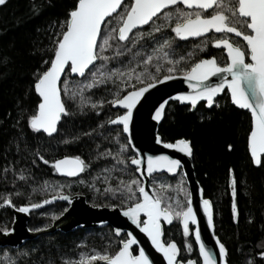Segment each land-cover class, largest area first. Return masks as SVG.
Instances as JSON below:
<instances>
[{"label":"snow or ice","instance_id":"6c2138e0","mask_svg":"<svg viewBox=\"0 0 264 264\" xmlns=\"http://www.w3.org/2000/svg\"><path fill=\"white\" fill-rule=\"evenodd\" d=\"M5 3L6 0H0V5ZM33 8L35 11L39 10L36 5ZM58 23L53 54L44 61L45 68L38 69L33 74L34 80L30 85L38 94V104L26 117V122L33 131H43L49 135L57 132V124L62 115L69 114L63 99L66 96L70 101L78 102L81 110L86 104H91L94 109L105 103L122 106V113L109 118L107 123L122 125V131L129 133L133 110L141 97L155 84L161 83V80L168 81L173 79L174 74H179L185 78L191 91L177 92L174 97L176 100L189 102L193 107L204 100L208 106H213L214 98L226 91L234 105L250 111L247 146L252 161L257 165L264 164L261 159L264 155V0H74L64 19ZM144 26H147L146 31L142 30ZM165 29L174 33V37L165 35ZM197 37L203 39L199 44L193 45L194 49L203 52L209 44L220 47L226 52L224 62H219L216 56H201L188 67H178L186 57L191 60L194 53L177 56L173 48L175 38L187 40ZM126 54L129 59L125 62ZM112 63L119 67H111ZM62 74H67V77L77 74L81 79L65 78ZM213 77L216 78L215 81L210 79ZM133 79L142 86H133L131 90L122 91L129 88L128 81ZM109 81L116 85V91L110 93V101H93L91 96L84 95L88 89H95ZM165 103H160L155 108L153 119L161 118ZM155 139L158 143H163L159 135ZM164 146L177 149L187 156L193 154L190 140L183 137L175 142L165 143ZM130 147L135 148L129 137V143L119 144V151L105 149L98 152L96 158L112 156L117 165L126 166L129 158L124 153ZM136 151L137 155L130 158V163L137 166L136 172H141L144 159L139 150ZM36 156L45 164H51L56 173L68 177L78 176L90 167L80 155H64L62 158L49 160L37 151ZM180 168L181 159L167 154L146 157L148 174H154L158 170L178 173ZM112 170H102L108 174L104 178L106 184ZM125 170L126 168L118 169L120 172ZM16 174L20 179L26 178L22 171ZM184 179L181 175L176 186L161 184L151 195L139 179L126 182L120 180L118 184H109L104 189L113 196L120 195L122 205H127L120 209L123 216L146 234L151 245L162 254L166 264H199V260L178 259L181 249L175 241H162V220L171 222L179 219L183 224L185 237L190 234V224H197V212L194 210L191 195L183 187ZM231 184V208L235 218L237 204L234 177ZM63 187L62 184L45 181L42 186L34 187L33 191L51 190L59 198L70 201V196L64 194ZM170 188L176 192H184V199L167 196L165 193ZM11 196L12 193L0 194V201L4 206L18 207V211L25 213L49 202L41 200L38 204L29 202L17 206ZM49 199L55 200L57 196ZM201 203L211 228L213 217L210 201L203 199ZM112 207L116 205L113 204ZM13 231L11 227H0V233L5 235ZM114 231L119 235L122 229L116 227ZM195 241L202 264H225L226 248L218 238L215 241L218 253L206 246L199 229L195 230ZM139 243L133 232L127 231L125 238L113 250H93L91 253L82 251L79 253L78 262L69 259L64 264H91L97 260L102 264H155L146 254L145 248L134 247ZM185 244L187 251L191 253L192 244L187 241ZM258 255L264 257V251H260ZM9 264H12L11 259Z\"/></svg>","mask_w":264,"mask_h":264},{"label":"trees","instance_id":"16d2710c","mask_svg":"<svg viewBox=\"0 0 264 264\" xmlns=\"http://www.w3.org/2000/svg\"><path fill=\"white\" fill-rule=\"evenodd\" d=\"M73 4L74 0H7L4 5H0V194L12 193L11 199L17 206L29 202L38 204L41 200L58 196L51 190L33 191L34 187L42 186L43 182L48 181L64 185L62 190L65 195L84 196L94 207L115 208L112 207L114 204L121 209L127 205H122L120 195L113 196L104 189L109 184H118L120 180L126 182L140 178L130 164V158L135 155L130 148L124 153L129 158L126 166L117 165L112 156L96 158L98 152L105 149L117 152L119 144L128 143L122 127L107 123L109 118L119 114V111L112 109L113 105L105 103L94 109L91 104H86L81 110L78 102L70 101L64 96L69 114L63 118L53 137L33 131L26 122V117L38 104V95L30 88L34 80L33 74L38 69L45 68L44 61L53 54L58 22L64 19L65 13ZM34 5L38 6V11L34 10ZM142 30L146 31L147 28ZM164 33L174 37L169 29H165ZM200 42L175 40L173 48L177 56L194 53L191 60L186 57L178 67H188L202 56V52L193 48L194 44ZM205 50L203 56L215 53L209 46L203 51ZM124 59L125 62L129 59L127 54ZM110 66L119 67L115 63ZM65 78L80 80L67 77V74ZM128 85L129 88L122 91L142 86L134 79L128 81ZM115 91L116 85L109 81L95 89H88L84 95L91 96L93 101H110V93ZM250 123V114L232 105L229 94L225 92L211 109L204 103L194 111L178 102L169 103L159 129L164 143L175 142L181 137L190 140L196 178L205 197L214 206L216 234L228 251V264H264V257L258 255L260 251H264V164L256 168L250 157L247 146ZM228 145L232 147L229 148ZM37 151L49 160L59 159L64 155H80L90 167L78 178L60 177L53 171L51 164L39 160ZM113 165H116L115 169ZM120 168L126 170L120 172ZM103 169H113L107 184L104 178L108 174ZM21 171L25 179H20L16 174ZM233 177L236 180L235 218L231 208ZM180 178L181 174L174 178L155 176L151 185L154 189L165 183L176 186ZM183 187L189 193L185 179ZM165 194L179 200L184 199V192L174 193L171 188ZM67 208V204L59 202L32 212L29 229L42 230L52 226ZM178 221L176 219L175 224L166 229V242L175 241L182 251L187 241L193 246L190 254L198 260L192 238L182 234ZM12 222L11 209L3 207L0 212V227H11ZM124 238L125 236L118 239L110 226L77 229L67 233L56 232L29 241L17 249L0 248V264H9V259L12 264H49L50 261L51 264H64L69 259L78 262L80 252L91 253L93 250L104 249L111 251ZM183 256L186 259L184 254ZM91 264L101 262L97 260Z\"/></svg>","mask_w":264,"mask_h":264},{"label":"water","instance_id":"95a60500","mask_svg":"<svg viewBox=\"0 0 264 264\" xmlns=\"http://www.w3.org/2000/svg\"><path fill=\"white\" fill-rule=\"evenodd\" d=\"M145 28H147V26H144L143 29ZM216 48L221 49L220 47H216ZM62 76L65 77V74H62ZM71 77L81 79L77 74H72ZM210 79L212 81H215L216 78L213 77ZM181 91H191V89L188 86V83L185 81V78L181 75H173V79L168 81L161 80V83L155 84L153 88L149 89L141 97L136 108L133 110V118L132 121L130 122V131L129 133H124V134L127 136L128 141H129V137L131 138V144L135 146V148H132V150L137 155L136 150L138 149L139 154L144 159V164L141 166V172H137V174L143 180V186L145 187L146 191L149 192L150 195L155 193V189L151 185V179L153 177L166 175L170 178H173L178 176L180 172L183 173V176L186 180V184L189 189V194L191 195L194 210L197 212V224L196 225L190 224L191 235L196 244L197 254L199 249H198V244L195 241L196 229H199L202 240L206 244V246L210 249H214L215 252L218 253L219 249L215 241L217 238L219 239L220 242L221 240L216 234L214 206L212 204V201L205 197L204 190L196 178L195 169L193 165V154L192 156H187L186 154L179 152L177 149H168L164 146L165 144L164 142L158 143L155 139V137L159 135V129L161 124L163 123L165 111L170 102H178L180 105L191 106L189 102H181L174 98L175 94ZM225 92L219 93L217 97L214 98V100L216 101L217 99L222 97ZM163 102L166 103L164 109L162 110L161 118L159 120L153 119V116L155 115V108L159 106L160 103ZM202 103H204L208 109H211L215 105L214 103L213 106H208L204 100H201L197 103L196 106L194 107L191 106L192 111H194L198 107V105ZM231 103L232 105H234L232 101ZM234 106L240 110L248 112L251 116L249 110L242 109L236 105ZM113 109L121 112L123 111L122 106L113 105ZM66 116L67 115H62L61 120L57 124V129L59 128V125L62 122L63 118ZM110 126L122 127V125L119 124H110ZM56 133L57 132L51 135L47 133L45 134L48 136H53ZM160 138L162 140L161 136ZM159 154H167L173 156L174 158L181 159L182 168L178 169V173H167L166 170H158L154 174H148L146 171L147 155H159ZM263 157L264 155L261 156V159ZM253 164L256 168H259L261 166L255 164L254 162ZM131 166H133L134 168L137 167L132 164ZM81 174L70 178H77ZM58 175L61 177L68 178V176L66 175H62L59 173ZM203 199L209 200L211 204V211L213 217V227L211 228L208 226L207 216L204 213L203 205L201 203ZM54 202H66L69 205V208L66 211V213L58 221H56L53 224V226H51L50 228L39 231H30L28 224L31 219L32 212L36 210H40L44 205L46 204L50 205ZM46 204L40 205V207L35 209H30L29 212L27 213L20 212L18 211V209L11 207L12 212L14 213V222L11 228H13L14 231L7 235L0 233V247L19 248L25 245L29 241L35 240L44 235L55 233L57 231L67 233L79 228H95V227H103L106 225H110L113 229H115L116 227H120L122 229V232L119 235H117L114 231L116 237L118 238H122L123 236H125L127 231L133 232V234L137 237L138 241L140 242L138 245L134 246L135 248L137 249L139 247L145 248L146 254L150 256V259H153L155 261V264H166V261L163 259L162 254L159 253L154 248V246L151 245V241L147 238L146 234L142 233L138 228H136L135 225L131 223V221H129L126 217H124L122 211L119 208H115V209L94 208L87 203L86 198L84 196H74L70 198V201H65L57 196V199L50 200ZM0 210H1V205H0ZM175 222L176 219H173L171 222L164 220L161 221L163 242H166L165 240L166 229L171 228L175 224ZM178 222L183 231V224L180 222V220ZM179 258H181V251L178 253V259ZM193 260H197V259H193ZM198 260H199V264H202V259L199 258V255H198ZM225 264H228L227 249H226Z\"/></svg>","mask_w":264,"mask_h":264},{"label":"bare ground","instance_id":"6f19581e","mask_svg":"<svg viewBox=\"0 0 264 264\" xmlns=\"http://www.w3.org/2000/svg\"><path fill=\"white\" fill-rule=\"evenodd\" d=\"M171 103V102H170ZM169 105V104H168ZM180 105V104H179ZM200 105V104H199ZM181 106H188V105H181ZM168 107V106H167ZM190 108H191V106H189ZM112 109H113V106H112ZM114 110V109H113ZM115 111H118V110H115ZM191 111H192V109H191ZM165 116V115H164ZM58 132V131H57ZM41 133H43V132H41ZM43 134H45V133H43ZM57 134V133H56ZM55 134V135H56ZM46 135V134H45ZM55 135H53V136H55ZM123 135L127 138V136L124 134V132H123ZM47 137H53V136H48V135H46ZM127 141H128V138H127ZM163 141V140H162ZM128 143H129V141H128ZM130 149L132 150V148L130 147ZM133 151V150H132ZM134 152V151H133ZM134 154L136 155V153L134 152ZM251 157V156H250ZM253 162V161H252ZM131 164V163H130ZM133 167V166H132ZM58 174V173H57ZM136 174H137V172H136ZM180 174L183 176V173L182 172H180ZM82 175V174H81ZM80 175V176H81ZM138 175V174H137ZM79 176V177H80ZM61 177V176H60ZM138 177L140 178V180H141V182H142V184H143V180L141 179V177L138 175ZM177 177V176H176ZM64 178H66V177H64ZM68 178H70V177H68ZM78 178V177H77ZM174 178V177H173ZM152 180V179H151ZM185 182H186V180H185ZM187 185V184H186ZM188 187V186H187ZM189 190V189H188ZM68 196H70V195H68ZM74 196H82V195H73V196H70V198H72V197H74ZM59 197V196H58ZM49 201H50V199H49ZM87 201V200H86ZM55 203H59V202H54V203H52V204H55ZM61 203H65V204H67L66 202H61ZM88 203V202H87ZM52 204H50V205H52ZM89 204V203H88ZM1 205V209L3 208V207H9V206H4L3 204H0ZM43 205V204H42ZM50 205H48V204H46V205H44L41 209H44V208H47L48 206H50ZM68 205V204H67ZM90 205V204H89ZM92 206V205H91ZM92 207H94V206H92ZM10 209H11V207H9ZM68 208H69V205H68ZM68 208H67V210H68ZM94 208H109V207H94ZM115 208H119V207H115ZM115 208H110V209H115ZM15 209H18V208H15ZM40 209V210H41ZM120 209V208H119ZM66 210V211H67ZM1 211V210H0ZM11 211H12V209H11ZM36 211H38V210H36ZM35 212V211H34ZM66 213V212H65ZM64 213V214H65ZM12 214H13V222H14V213L12 212ZM63 214V215H64ZM62 215V216H63ZM61 216V217H62ZM60 217V218H61ZM59 218V219H60ZM58 219V220H59ZM57 220V221H58ZM13 222H12V224H13ZM56 222V221H55ZM54 222V223H55ZM53 223V224H54ZM53 226V225H52ZM107 226H110V225H106V226H103V227H95V228H79V229H98V228H104V227H107ZM11 227H12V225H11ZM51 227V226H50ZM50 227H48V228H50ZM111 227V226H110ZM48 228H46V229H48ZM112 228V227H111ZM113 229V228H112ZM43 230V229H42ZM77 230V229H76ZM182 230V229H181ZM39 231V230H38ZM75 231V230H74ZM57 232H61V231H57ZM113 232H114V229H113ZM56 233V232H55ZM65 233V232H64ZM182 234H183V231H182ZM114 235H115V233H114ZM116 236V235H115ZM192 238V240H193V242H194V239H193V237H192V235H191V230H190V234H189V236H188V238ZM118 238V237H117ZM118 239H121V238H118ZM171 242V241H170ZM194 244H195V242H194ZM195 246H196V244H195ZM22 247V246H21ZM0 248H5V247H0ZM20 248V247H19ZM180 248V247H179ZM13 249H17V248H13Z\"/></svg>","mask_w":264,"mask_h":264},{"label":"flooded vegetation","instance_id":"af4514ba","mask_svg":"<svg viewBox=\"0 0 264 264\" xmlns=\"http://www.w3.org/2000/svg\"><path fill=\"white\" fill-rule=\"evenodd\" d=\"M174 34V33H173ZM234 37V35H233ZM203 39V37H199V38H188L187 40H183V39H180V38H175L176 41H180V42H190V43H197L198 41H201ZM237 40H242V38H235ZM209 47L212 48L214 50V55H211V56H216L218 61L223 63L224 60H225V52H223L221 49H217L216 47L212 46L211 44H209ZM207 50V49H206ZM203 51V52H206ZM203 52H202V56H203ZM205 56V55H204ZM199 106V105H198ZM191 110V108H190ZM122 113L121 111H119V114ZM181 249V248H180ZM183 254L185 255L186 259H184V256ZM181 258H183L185 261L187 259H196L194 258V255L190 254L188 251H187V248L186 246L183 247L182 251H181Z\"/></svg>","mask_w":264,"mask_h":264},{"label":"rangeland","instance_id":"374dc122","mask_svg":"<svg viewBox=\"0 0 264 264\" xmlns=\"http://www.w3.org/2000/svg\"><path fill=\"white\" fill-rule=\"evenodd\" d=\"M6 1H7V0H6ZM179 175H180V174H179ZM179 175H178V176H179ZM174 193H177V192H176V191H174ZM173 195L175 196V194H173Z\"/></svg>","mask_w":264,"mask_h":264}]
</instances>
